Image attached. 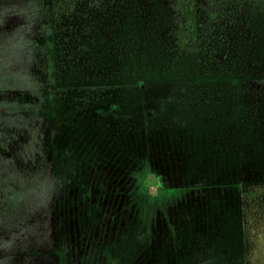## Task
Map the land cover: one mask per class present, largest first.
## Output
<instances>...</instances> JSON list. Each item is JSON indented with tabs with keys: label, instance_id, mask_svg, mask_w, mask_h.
<instances>
[{
	"label": "trees",
	"instance_id": "obj_1",
	"mask_svg": "<svg viewBox=\"0 0 264 264\" xmlns=\"http://www.w3.org/2000/svg\"><path fill=\"white\" fill-rule=\"evenodd\" d=\"M69 89L84 91L80 111L115 138L143 142L161 131L251 141L250 151L262 153L252 168L232 152L231 213L240 226L241 264H253L251 255L264 264V246L253 249L259 227L253 233L252 223L264 221V0H0V236L10 238L9 246L0 244V264L128 260L131 254L119 251L124 245L151 250L164 242L155 217L194 189L178 183L176 172L153 168L145 154L111 153L100 171L79 158L84 171L69 174L76 195L62 215L60 174L46 142L49 101ZM97 93L107 97V117L99 116L97 100H86ZM109 187L121 204L104 220ZM93 218L115 227L82 231ZM90 234L102 240L101 254L86 250Z\"/></svg>",
	"mask_w": 264,
	"mask_h": 264
},
{
	"label": "rangeland",
	"instance_id": "obj_2",
	"mask_svg": "<svg viewBox=\"0 0 264 264\" xmlns=\"http://www.w3.org/2000/svg\"><path fill=\"white\" fill-rule=\"evenodd\" d=\"M83 93L84 91L80 93L74 89H69L65 91V96L62 99L54 98L49 101L51 102V113L46 143L48 154L53 157L60 174L58 198L61 204L59 210L62 215L69 213L67 207L74 203H69L68 200L75 198L76 195L75 191H73L74 194H70L72 190L69 191V189L72 185L69 174L84 171L85 166L78 163L79 158L87 160L90 158L91 166H97L98 170L96 171H100L102 167L99 165L100 160L104 158L109 161L110 156H113L111 153L118 152L125 159H133L134 155L143 156L145 154L153 168L158 167L159 170L163 168L168 173L170 171L176 172L175 180L178 183L194 187V189L191 195L189 192L178 194V201L173 206H166L155 217L152 226L154 230L160 231V235L166 232L165 240L164 237H160L164 242L158 245L155 243L151 250H128L129 246L126 244L124 250L119 251L121 254L124 252L128 253L129 256L131 254L130 259H121L122 255H119L117 259L112 260V264L243 263L238 237L241 233L240 226L236 213H231L236 212L232 208L231 198L232 194L235 193L233 190L235 188L234 179L237 176L236 171L233 170L237 156L233 155L232 152L238 151L244 157L245 164L247 160L250 161L248 166L252 168L253 160L262 158V153L257 152L255 156L250 151L249 144L251 141L245 137L209 140L203 136L192 134L178 137V133L165 132L163 134L161 131L160 134H149L143 142L128 136L115 138L106 132L102 133V130H99L100 126L95 128L90 119L80 111L82 102L79 101L82 100L80 96ZM96 97L98 98L96 99ZM96 97H90L86 100L88 102L97 100L96 106L102 107L99 116L107 117L109 110L107 111V106L103 103L107 97L101 100L98 93ZM108 99H112V97ZM89 149L92 151L88 152ZM83 163L85 162L83 161ZM132 167L134 168L133 164ZM145 180L147 183L149 181L151 183L152 176L146 174ZM81 182L84 183V181ZM97 184L96 182L95 185ZM80 191L86 194L85 189L81 188ZM148 192L153 191L149 188ZM117 193L116 187L108 188L106 194H110L113 199L105 203L107 209L103 207L100 210V212H105L104 220L110 217L106 214L116 213L117 209H114L116 203L118 206L121 204V201H117ZM261 208L264 209V203ZM96 219L99 221L98 218ZM96 219L93 218V220ZM261 219L257 220L254 217L252 221L253 233L258 232V237L254 238V250H259L260 245L264 246V221L262 222ZM97 220L91 223L84 221V227L81 230L101 233L103 228H107V224L110 229L115 227V223L102 224ZM217 221L218 223H216ZM257 227L259 230L256 232ZM216 228V237L211 248H209L210 250H207L209 245L207 239L213 235ZM65 235L66 238L69 236L68 233ZM168 235H171L169 242H167ZM4 236L6 237L4 238ZM91 236L90 234L86 250H91L93 253H96L95 251L100 252L103 248H100L102 240H96V237L93 236L92 239ZM0 237V244L7 241V245H10L8 233ZM258 241L259 246H257ZM108 243L110 244V242ZM212 248L213 250H211ZM254 250L252 251L254 252ZM136 253L138 258L134 259L133 255ZM92 256L94 257V254ZM252 257H254L253 261ZM86 258H88L87 255ZM247 260L252 261L253 264H262L258 256L255 259V256L251 255V258L247 257Z\"/></svg>",
	"mask_w": 264,
	"mask_h": 264
}]
</instances>
